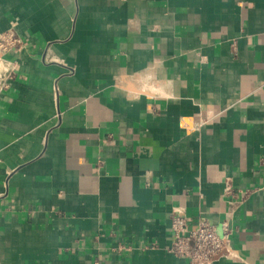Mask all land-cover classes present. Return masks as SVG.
<instances>
[{"label":"crops","instance_id":"1","mask_svg":"<svg viewBox=\"0 0 264 264\" xmlns=\"http://www.w3.org/2000/svg\"><path fill=\"white\" fill-rule=\"evenodd\" d=\"M13 27L0 264H188L178 209L264 264V0H0Z\"/></svg>","mask_w":264,"mask_h":264},{"label":"built area","instance_id":"2","mask_svg":"<svg viewBox=\"0 0 264 264\" xmlns=\"http://www.w3.org/2000/svg\"><path fill=\"white\" fill-rule=\"evenodd\" d=\"M25 42L14 27L0 33V63L3 65L0 91L10 87L18 65L17 59L8 60L7 55L23 49ZM171 231L172 241L167 250L185 258L188 264H213L217 258L226 256L224 249L230 234L228 225H225L224 235L220 236L209 220L198 218L191 224L184 210L178 209L171 216Z\"/></svg>","mask_w":264,"mask_h":264},{"label":"rangeland","instance_id":"3","mask_svg":"<svg viewBox=\"0 0 264 264\" xmlns=\"http://www.w3.org/2000/svg\"><path fill=\"white\" fill-rule=\"evenodd\" d=\"M2 70H3V65L0 63V75L2 73Z\"/></svg>","mask_w":264,"mask_h":264}]
</instances>
